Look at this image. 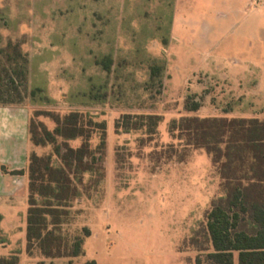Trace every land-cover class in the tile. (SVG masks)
I'll return each instance as SVG.
<instances>
[{
  "label": "rangeland",
  "instance_id": "rangeland-1",
  "mask_svg": "<svg viewBox=\"0 0 264 264\" xmlns=\"http://www.w3.org/2000/svg\"><path fill=\"white\" fill-rule=\"evenodd\" d=\"M253 4L0 0L3 93L14 87L1 50L12 40L29 58L28 83L24 88L17 81L21 103L0 107L21 108L49 130L55 128L52 119L35 111H78L107 123L103 180L97 190H88L73 203L72 218L63 228L70 236L89 230L84 255H29L28 204L21 199L18 209L6 216V244L0 253L17 254L21 264H195L198 252L189 241L200 231L211 203L222 195V181L210 157L201 150H184L172 141L167 126L186 115L264 120V0ZM103 55L113 59L104 103L80 105L77 99L88 89V79L106 77L90 63ZM41 86L51 105L27 96ZM187 98L201 104L198 112L185 111ZM146 114L164 118L156 136L116 131L125 115ZM52 149L30 145L39 155Z\"/></svg>",
  "mask_w": 264,
  "mask_h": 264
},
{
  "label": "trees",
  "instance_id": "trees-1",
  "mask_svg": "<svg viewBox=\"0 0 264 264\" xmlns=\"http://www.w3.org/2000/svg\"><path fill=\"white\" fill-rule=\"evenodd\" d=\"M1 51L14 90L9 88L5 94L0 89V106L20 104L22 94L17 81L24 88L28 83V55L20 43L12 40ZM90 63L106 77L88 79V89L82 92V99H77L83 106L104 103L113 59L103 55ZM27 96L39 104L53 102L42 86L33 87ZM200 108L201 104L191 98L185 101L188 113ZM35 115L51 118L55 128L49 130L29 119V144L34 148L52 146V153L39 155L30 151L26 169L13 173L27 176L26 252L46 259L79 258L84 255V239L90 236L89 230L70 236L63 228L70 223L73 203L88 190H97L103 180L107 123L78 111L65 115L35 111ZM163 122V116L156 114L125 115L116 123V131L152 138ZM167 132L184 150L204 151L222 181V195L211 203L200 231L189 241L198 252L195 264H264V120L186 115L172 119ZM77 141L80 144L73 146ZM168 146L174 150L172 144ZM2 220L0 213V247L6 243ZM0 264L21 263L19 256L13 254L0 255Z\"/></svg>",
  "mask_w": 264,
  "mask_h": 264
},
{
  "label": "crops",
  "instance_id": "crops-1",
  "mask_svg": "<svg viewBox=\"0 0 264 264\" xmlns=\"http://www.w3.org/2000/svg\"><path fill=\"white\" fill-rule=\"evenodd\" d=\"M248 1L250 2V0ZM167 44L168 41L165 45ZM28 123V114L21 108L0 107V213L3 215L2 230L8 221L6 216L18 209V200H22L21 204L27 201V176L26 174L15 175L13 173L25 170L28 164L30 152ZM0 255L7 257L13 254L0 253Z\"/></svg>",
  "mask_w": 264,
  "mask_h": 264
},
{
  "label": "built area",
  "instance_id": "built-area-1",
  "mask_svg": "<svg viewBox=\"0 0 264 264\" xmlns=\"http://www.w3.org/2000/svg\"><path fill=\"white\" fill-rule=\"evenodd\" d=\"M262 0H250L251 5H254L253 3L257 4L260 3Z\"/></svg>",
  "mask_w": 264,
  "mask_h": 264
}]
</instances>
